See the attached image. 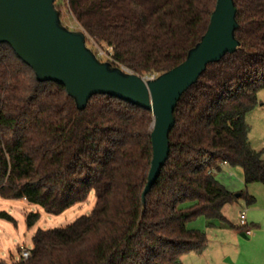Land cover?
Here are the masks:
<instances>
[{"label":"trees","instance_id":"trees-1","mask_svg":"<svg viewBox=\"0 0 264 264\" xmlns=\"http://www.w3.org/2000/svg\"><path fill=\"white\" fill-rule=\"evenodd\" d=\"M64 1L78 25L112 49V63L143 77L182 64L217 4ZM235 4L241 48L209 64L182 96L169 157L145 207L152 112L100 94L80 110L63 85L40 82L10 45H0V196L59 216L96 194L90 214L64 228L39 229L30 257L14 264H184L183 256L208 248L206 233L189 230L188 222L203 216L209 226L219 220L234 228L223 209L237 194L216 175L239 168L247 186L264 185V159L251 145L247 121L264 90V0ZM0 217L15 222L6 212ZM39 219L29 213L28 227Z\"/></svg>","mask_w":264,"mask_h":264},{"label":"water","instance_id":"water-1","mask_svg":"<svg viewBox=\"0 0 264 264\" xmlns=\"http://www.w3.org/2000/svg\"><path fill=\"white\" fill-rule=\"evenodd\" d=\"M239 29L235 0H217L207 32L188 52L186 60L149 78L100 60L87 46L85 30H72L64 24L57 0H0V45H10L40 82L63 85L80 110L100 94L152 112L153 159L143 192L144 207L169 157L179 101L209 64L241 48L236 37Z\"/></svg>","mask_w":264,"mask_h":264},{"label":"rangeland","instance_id":"rangeland-1","mask_svg":"<svg viewBox=\"0 0 264 264\" xmlns=\"http://www.w3.org/2000/svg\"><path fill=\"white\" fill-rule=\"evenodd\" d=\"M57 7L67 27L72 30L83 29L74 19L64 0H57ZM87 44L92 49L103 50L108 57L112 58L106 44L93 42L90 39L87 40ZM112 61L109 60V62ZM258 97L259 105L248 115L247 121L250 125L249 137L252 147L262 152L264 159V106H262L264 90L259 92ZM216 178L235 194H243L225 209V215L234 228L228 226L225 227L226 229H220L217 226L220 224L219 220H216L213 226H209V221L203 216L188 222L189 230L206 233L208 248L203 256L195 254L183 256L184 264H264V185L247 186L242 170L239 168H231L218 173ZM248 195L255 197V204L248 203ZM95 204L96 194L92 192L86 202L75 205L62 215L55 216L46 213L39 205L25 200L4 199L0 196V213L6 212L15 220L12 222L0 217V261L7 264L18 262L21 258L20 249L25 247L31 250L33 248V237L39 229L67 227L79 217L90 214ZM244 211L247 217V227L241 225V214ZM32 212L39 213L40 219L35 226L29 228L27 216ZM246 229H251V235L244 237Z\"/></svg>","mask_w":264,"mask_h":264},{"label":"built area","instance_id":"built-area-1","mask_svg":"<svg viewBox=\"0 0 264 264\" xmlns=\"http://www.w3.org/2000/svg\"><path fill=\"white\" fill-rule=\"evenodd\" d=\"M88 36V39H90V40H92L93 42H96L93 38H91L89 35H87ZM87 39V40H88ZM87 46L89 47V45L87 44ZM89 48H91V47H89ZM109 49H110V52L112 51V49L110 48V47H108ZM92 49V48H91ZM93 50V52L97 55V57L100 59V60H102V61H109V60H112V58H110V57H108V55L103 51V50H101V49H99V50H95V49H92ZM111 56V55H110ZM157 76L156 75H152V76H150L149 78H156ZM246 212L244 211V212H242V214H241V225L243 226V227H247V221H246ZM245 234L246 235H251V229H246V231H245ZM21 250H22V252H21V258H23V259H27V258H29L30 257V255H31V250H29V249H27V248H25V247H23V248H21Z\"/></svg>","mask_w":264,"mask_h":264},{"label":"crops","instance_id":"crops-1","mask_svg":"<svg viewBox=\"0 0 264 264\" xmlns=\"http://www.w3.org/2000/svg\"><path fill=\"white\" fill-rule=\"evenodd\" d=\"M259 102H260V100H259ZM262 106H264V104H262ZM256 108H257V107H256ZM253 111H254V110H253ZM253 111H252V112H253ZM252 112H251V113H252ZM251 113H250V114H251ZM247 119H248V118H247ZM249 139H250V137H249ZM250 142H251V141H250ZM251 145H252V144H251ZM230 169H231L230 167L225 166L224 171H226V170H230ZM224 171H223V172H224ZM230 191H231V190H230ZM231 192H232V191H231ZM233 193H234V192H233ZM227 206H228V205H226V206L224 207V209H223V213H224V215H225V209H227ZM225 217H226V215H225ZM226 218L228 219V217H226ZM217 226H218L220 229H226L225 227H227V226H223L222 224H219V225H217ZM203 255H204V254H203ZM203 255H199V256H203ZM183 258H184V257H182V262H183ZM183 263H184V262H183Z\"/></svg>","mask_w":264,"mask_h":264}]
</instances>
